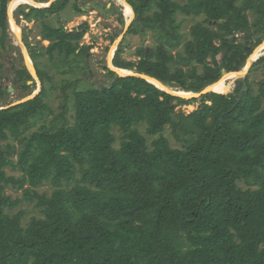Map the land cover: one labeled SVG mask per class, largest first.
Wrapping results in <instances>:
<instances>
[{
    "label": "trees",
    "instance_id": "16d2710c",
    "mask_svg": "<svg viewBox=\"0 0 264 264\" xmlns=\"http://www.w3.org/2000/svg\"><path fill=\"white\" fill-rule=\"evenodd\" d=\"M9 1L0 0L5 47ZM127 1L137 30L153 31L157 44L141 50L138 63L117 54L115 66L179 91L201 92L224 70L244 69L264 42V0ZM71 2L22 11L42 20L50 44L36 50L25 39L43 89L0 110V264H264V78L257 94L252 80L264 69V53L245 81L225 90L229 95L200 99L106 66L109 84L75 91L73 124L66 112L48 122L45 84L53 77L40 57L53 60L58 51L69 60L92 48L80 43L85 31L45 20ZM178 15L204 20L187 37ZM21 72L23 88L32 89L31 73ZM5 92L0 87V101ZM196 102L197 109H182ZM168 127L180 146L166 136ZM10 186L23 196L7 193ZM45 186L50 191H40ZM23 203L39 216L25 222Z\"/></svg>",
    "mask_w": 264,
    "mask_h": 264
},
{
    "label": "rangeland",
    "instance_id": "374dc122",
    "mask_svg": "<svg viewBox=\"0 0 264 264\" xmlns=\"http://www.w3.org/2000/svg\"><path fill=\"white\" fill-rule=\"evenodd\" d=\"M12 1L13 0L9 1V5H11ZM49 1L50 0L42 1V3L47 5ZM37 2L41 3L40 1ZM122 2L121 0H72L71 4L67 6L66 9L45 19L48 23L55 26L62 25L69 31H85L80 43L83 46L92 47L89 55L79 54L80 58L72 57L67 60L65 56L59 54L58 51L55 52L53 60L50 59L48 54L40 57L43 64L49 66L48 73L53 77L51 82L48 81L45 84L47 89L45 101H47L53 109V114L49 116L48 122L63 112H66L65 119L73 124L75 121V91L98 88L102 84H109L112 81V76L109 74L106 66L108 67L111 58L112 47L115 45L116 40L125 32L127 22L133 19V23L128 26L129 29L132 26L133 31H127L117 52H114V50L113 54H120L121 59L124 61L138 63L141 61V56L139 55L141 50L147 49V51H149L152 47L156 46L157 38L154 32L147 30V32L141 33L138 31L136 26L137 22L133 18L135 16H128ZM28 5L33 7L31 4L24 3L18 6L14 11L16 24L21 27L24 42L25 39H27L32 48L36 50L41 46H44L46 49L50 42L42 38V20L27 19L22 15V11L29 8ZM79 8H83V12H80ZM178 18H185L181 30L187 34V37L190 36L191 27L195 23L204 20V17H185L183 15H178ZM12 25L13 23H11L9 19V29L5 39L7 47H5L2 42L4 31L0 29V73L3 75L0 76V85L6 90L3 99L0 101V108L32 95L42 86V84L34 78L33 80L36 83H31L32 89L30 90H26L16 84L18 82L16 73L24 70L26 67L23 65L25 58L21 41L15 31H13ZM235 37L240 41H244L242 34H238ZM172 51L175 54L177 50L173 49ZM263 53L264 48H262L259 54L262 55ZM221 58L222 54L218 56L219 60H221ZM200 69L202 70V68ZM16 70L18 71L16 72ZM133 71L137 72L135 68ZM263 78L264 69L260 67L252 76V80L256 85V94L259 91V82L263 80ZM231 82L232 84L230 87L236 86V81L234 79L229 83ZM75 85L76 88H74ZM65 86L67 87L66 90H64ZM169 88L174 91H179L172 87ZM179 92L184 91L180 90ZM199 105L200 102H196L190 105H184L182 109L185 110L186 113H189L197 109ZM56 124L62 125L63 119H57ZM37 127L38 126H36L35 129H37ZM141 131L145 133V125L141 127ZM116 134L118 137L116 146H119L121 133L116 131ZM165 134L170 138L174 147L180 146L172 135L171 127L166 129ZM12 173L15 175L20 174L16 171ZM242 186L244 185L242 184ZM44 190L50 191V187L45 186L40 189V191ZM7 193H11L17 198L23 196V190H16L12 186L7 189ZM22 207L27 209V214L24 219L25 222H29L33 215L39 216V211L34 207V204L23 203Z\"/></svg>",
    "mask_w": 264,
    "mask_h": 264
},
{
    "label": "water",
    "instance_id": "95a60500",
    "mask_svg": "<svg viewBox=\"0 0 264 264\" xmlns=\"http://www.w3.org/2000/svg\"><path fill=\"white\" fill-rule=\"evenodd\" d=\"M50 1H51V2H50L48 5H41V4H39V5H32V6L37 7V8H49V7H52V6L54 5L55 1H57V0H50ZM125 1H126L127 3H129L127 0H125ZM129 4H130V3H129ZM130 5H131V4H130ZM82 10H83V8H82ZM28 11H30V8H28ZM8 16H9V19H10V22H11V23H12L13 21L16 22V19H15V17H14V12H11V11H10V5H9V8H8ZM132 20H133V19H132ZM132 20H131L130 22H127V24H126V28H125V32H124V33H123V34H122V35L116 40L115 44H117V47H116L115 52L117 51V49H118V47H119L121 41L124 39L125 34H126L127 31L129 30L128 26L131 25V24L133 23ZM16 23H17V22H16ZM17 36L19 37V39H20V41H21V45H22V47H23V55H24V58H25V62L23 63V65L27 67V69L29 70V72L31 73V75L33 76V78L36 79V80H38V82H40V83L42 84V81H41V79H40V77H39V74H38V71H37L35 65L30 66L29 63H28V58H27V57L30 58V53H29V49H28V47H27V45H26V43L24 42V39H23V37H22V36H23V35H22V32L20 33V35H17ZM261 46H264V42H263L262 44H260V45L255 49V51H256L259 47H261ZM112 48H113V47H112ZM263 48H264V47H263ZM255 51H254V52L250 55V57L248 58V60H247V64H246V66H245L244 69H242V70H240V71H233V72H228V71L224 70V71H223V77H222L220 80H222L223 78L227 79V78H229V77H232V75L234 74V75H235V77H234V80H235V81H237L238 79H243V80L245 81V79H246L247 75L250 73V71H251V69H252L254 63H255V62L259 59V57H260V56H259V57L256 58V59H253V58H252V57H253V54L255 53ZM114 55H115V54H114ZM114 55H113V57H114ZM112 64H113V60H112ZM109 68H110L112 71L116 72V73H117L119 76H121V77H126V76H138V77H140V78H144V79L148 80L149 82H151V83L155 84L156 86H158L160 89H162V90H164V91H166V92H168V93H170V94H172V95L180 96V97L187 98V99L201 98V97H202L203 95H205V94H208V93H211V92H217V91L213 90V88H212V86L215 84V83H213V84L207 86V87H206L205 89H203L201 92H186L187 94H181V93H177V92L171 90V89L169 88L168 85H166L165 83H163V82H162L161 80H159L158 78L153 77V76H151V75H149V74H146V73H140V72H134V71H133L132 73H129V74H123V73H121L118 69H115L114 67L111 66V62H110V60H109ZM220 80H219V81H220ZM219 81H218V82H219ZM32 82H34V81H29L28 83L31 84ZM158 83L163 84V86L159 85ZM216 83H217V82H216ZM247 88H248V86L245 84V85H244V88H243L242 91L246 90ZM41 89H42V86L39 88L38 91H36V92L33 93L32 95H29L28 97L23 98V99H21V100L15 102V103H12V104H10V105H7V106H4V107H1L0 110H1V109H6V108H11V107H14V106H16V105H19V104H21V103H24V102H26V101H29V100L34 99V98L40 93ZM10 90H11V89H10ZM218 93H221V92H218ZM222 93H223L224 95H226V96L230 94V93H224V92H222Z\"/></svg>",
    "mask_w": 264,
    "mask_h": 264
},
{
    "label": "bare ground",
    "instance_id": "6f19581e",
    "mask_svg": "<svg viewBox=\"0 0 264 264\" xmlns=\"http://www.w3.org/2000/svg\"><path fill=\"white\" fill-rule=\"evenodd\" d=\"M121 1H123L122 3H123V5H124V7H125V9H126V12H127V14H128V16H130V17H132V16H134V10H133V7L129 4V3H127L125 0H121ZM51 1H49V3H50ZM26 4V3H28V4H31V5H39V4H41V5H44V3H39V2H37V1H35V0H13L12 1V3H11V5H10V11L11 12H14L15 10H16V8L18 7V6H20L21 4ZM47 3V2H46ZM48 3V4H49ZM47 4V5H48ZM13 23V25H12V29H13V31H15V33L17 34V35H20V33L22 32V30H21V27L20 26H18L17 24H16V22L15 21H13L12 22ZM116 47H117V44H115L114 46H113V49H112V54H111V58H110V62H111V66L112 67H114L115 69H118L121 73H123V74H129V73H132L133 72V70H130V69H124V68H119V67H116L114 64H112V58H113V51L114 50H116ZM264 46H262V47H259L256 51H255V53L253 54V59H256V58H258L261 54H259L260 53V51L262 50V48H263ZM115 52V51H114ZM28 58V63H29V65L30 66H33V61H32V58L30 57H27ZM234 77H235V75L233 74L232 75V77H229V78H227V79H225V78H223L222 80H220L219 82H217V83H215L213 86H212V88H213V90H215V91H217V92H225V90L228 88V87H230L231 86V84H232V82L231 83H229L230 81H232L233 79H234ZM228 79H230V80H228ZM159 85H161V86H163V84H161V83H158ZM174 91V90H173ZM175 92H177V93H181V94H187L185 91L184 92H179V91H175Z\"/></svg>",
    "mask_w": 264,
    "mask_h": 264
},
{
    "label": "flooded vegetation",
    "instance_id": "af4514ba",
    "mask_svg": "<svg viewBox=\"0 0 264 264\" xmlns=\"http://www.w3.org/2000/svg\"><path fill=\"white\" fill-rule=\"evenodd\" d=\"M90 54V53H89ZM88 54V55H89ZM30 57H31V55H30ZM32 58V57H31ZM32 61H33V59H32ZM25 62V60L23 61V63ZM34 62V61H33ZM34 65H35V62H34ZM24 67H26V66H24ZM35 67H36V65H35ZM25 69H27V67L25 68ZM37 69V68H36ZM28 70V69H27ZM18 70H16V72H17ZM22 71V70H21ZM20 71V72H21ZM29 71V70H28ZM15 72V73H16ZM20 72H17L16 73V75H18ZM22 73V72H21ZM2 74H0V76H1ZM3 76V75H2ZM33 77V76H32ZM9 78V77H8ZM18 78V82L16 83L17 85H19L20 87H24V82H23V80H22V78H20V77H17ZM30 81H34V80H30ZM0 87H2V85H0ZM3 88V87H2Z\"/></svg>",
    "mask_w": 264,
    "mask_h": 264
},
{
    "label": "crops",
    "instance_id": "0c3cea01",
    "mask_svg": "<svg viewBox=\"0 0 264 264\" xmlns=\"http://www.w3.org/2000/svg\"><path fill=\"white\" fill-rule=\"evenodd\" d=\"M132 6V5H131ZM133 7V6H132ZM133 10H134V8H133ZM134 16L135 17H133L134 19L136 18V12H135V10H134ZM48 41V40H47ZM50 42V41H49ZM117 52V51H116ZM116 54V53H115ZM115 56L116 55H114V57L112 58V60H113V64H114V59H115ZM115 65V64H114ZM117 67V66H116ZM108 68H109V64H108ZM120 68V67H119ZM110 69V68H109Z\"/></svg>",
    "mask_w": 264,
    "mask_h": 264
}]
</instances>
